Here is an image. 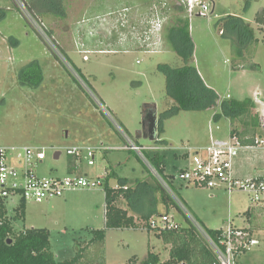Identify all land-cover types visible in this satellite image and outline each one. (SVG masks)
<instances>
[{
	"label": "rangeland",
	"instance_id": "374dc122",
	"mask_svg": "<svg viewBox=\"0 0 264 264\" xmlns=\"http://www.w3.org/2000/svg\"><path fill=\"white\" fill-rule=\"evenodd\" d=\"M54 1L59 8L50 0H0V145L14 147L16 155H21L26 145L45 147L47 158L35 165L43 176H52V167H67V146H95L101 141L115 148L130 141L154 144L136 135L143 125L146 104L156 105L161 113L173 103L158 65L176 67L183 63L172 49L164 48L161 32L160 44L150 47L153 50L137 40L157 16L165 14L167 21L171 13L165 7L171 0ZM207 1L212 2L210 12L189 14L195 43L193 63L222 98L253 96L256 86H264V26L255 21L264 9V0L249 4L246 0ZM229 14L242 16L255 28L256 41L246 51L244 63H257L260 70L233 68L232 41L221 34L219 26ZM34 62L40 63L46 77L36 88L20 82L21 72ZM214 112L181 111L164 121L160 138L169 142L167 173L177 174L185 166L183 159L174 156L187 154L186 147L206 145L214 137L229 138V122H214ZM258 149L262 152L264 148ZM56 151L62 152L60 159H55ZM80 161V168L90 171L93 180L105 172L98 174V167L112 166L119 176L127 177L131 190L139 180L157 177L149 162L129 149L98 151L94 166L84 154ZM261 164L263 172L264 159ZM59 175L65 177L63 172ZM164 187L176 203L168 214L182 227L189 224L188 218L197 228L225 229L230 223L243 228L248 226L243 212L259 205L244 190L229 193L224 187H187L179 180ZM18 201L9 199L10 215ZM120 202L125 206V199ZM159 216H155L158 221ZM262 221L264 224V218ZM33 227L50 231L58 261L73 257L77 242H91L94 229L106 230L103 264H130L134 258L141 261L150 250L159 253L162 260L169 258L167 246L153 230L106 228L103 185L68 191L63 197L42 202L27 200L25 216L16 220L14 228ZM97 245L91 244L90 256L100 255L95 253ZM252 249L240 257L242 262L247 258V264H264V240L262 249ZM235 260L238 264V257Z\"/></svg>",
	"mask_w": 264,
	"mask_h": 264
},
{
	"label": "trees",
	"instance_id": "16d2710c",
	"mask_svg": "<svg viewBox=\"0 0 264 264\" xmlns=\"http://www.w3.org/2000/svg\"><path fill=\"white\" fill-rule=\"evenodd\" d=\"M171 1L166 2L165 9H169L168 13H171L166 22H164L165 14H163L164 17L162 16L164 25L161 36L164 48L172 49L182 59L183 63L176 67L167 63L158 65L159 71L164 73L166 77L167 96L173 103L159 114L157 133L153 142L161 144V146L167 145V141L160 138L164 130V121L178 115L181 111L212 110L215 111L213 114L214 122L218 123L222 119L229 122L231 137H237L244 146H254L256 139L262 136L261 111L251 97L241 100L233 97L222 98L214 88L206 83L193 63L195 43L191 36L190 15L181 0ZM251 1L253 0H246V3L249 4ZM49 3L53 7H60L59 3L54 0H50ZM176 11L179 12L176 13ZM255 21L264 26V9L257 13ZM219 26L221 34L232 41L233 68L238 69L241 66L247 70H260L261 66L257 63H244L246 51L256 41L255 28L242 16L233 14L224 16L219 21ZM45 30H47L46 27ZM47 33L50 35L48 31ZM76 71L78 70L76 69ZM42 81L43 72L37 62L28 65V68H25L20 74V82L29 84L33 88L40 86ZM144 107L147 108L148 104ZM135 143L138 144V141ZM166 151V149L144 151V155L159 175L170 184L176 179L175 174L166 173L168 162ZM187 155L184 154V156ZM152 176V182L140 184V186H144L140 193L143 195L146 192H156L155 202L157 204V202L162 201L164 211L161 212L155 208L141 222H137L126 209L117 205L120 198H131L132 190L127 187L126 182L120 181L117 187H111L108 182L104 185L107 229L141 228L147 229L149 232L153 230L163 243L169 245V258L167 260H162L159 253L150 250L143 260L134 258L130 264H219L218 257L209 242L188 218L189 224L183 227L152 229L149 226V220L156 216L154 214L168 215L170 205H176L160 180L155 175ZM107 177L109 178V175ZM137 191L135 190L134 194ZM26 202L27 200L20 198L14 208V214L10 215L9 200L0 198V264H103L104 251L102 247L106 238L105 229L92 230L94 234L92 241L89 243L77 242L75 255L62 261H58L52 251L48 229L33 227L16 231L14 223L25 216ZM252 210L253 208L248 210L251 215H253ZM204 229L211 239L220 243L223 230ZM9 239H12L11 243H9ZM97 242L98 249L95 250V253L99 252L100 255L90 256L91 244Z\"/></svg>",
	"mask_w": 264,
	"mask_h": 264
},
{
	"label": "built area",
	"instance_id": "2783aa9c",
	"mask_svg": "<svg viewBox=\"0 0 264 264\" xmlns=\"http://www.w3.org/2000/svg\"><path fill=\"white\" fill-rule=\"evenodd\" d=\"M211 2V1H210ZM207 0H181L189 14L210 12L211 3ZM163 18L157 16L150 22L145 35L137 38L139 43L148 50H153L160 43V32ZM87 59V56H84ZM261 131L264 133V110L261 112ZM245 147L264 148V134L256 139L254 146H244L237 137L228 139L213 138L210 143L201 146H188L189 164L175 174V179L192 186L219 188L224 187L229 193L244 190L252 194V201L264 205V180L257 178L240 179L235 174V161ZM14 148V147H13ZM12 147L0 145V198H24L42 202L55 197H61L66 192L103 185L108 172H103L96 180L86 176L46 177L36 170V163L47 158L44 147L23 146V153L16 155ZM98 147L67 146L68 155L85 154L90 165L95 164V152ZM138 153L148 161L144 151H159L168 147L160 144L140 145L130 141L122 147ZM82 151V152H81ZM145 151V152H146ZM58 151L55 152V155ZM81 152V153H80ZM61 153V151H60ZM150 168L153 166L149 163ZM154 169V168H153ZM160 182L168 187V182L154 169ZM160 221L153 217L149 220L152 229L178 228L171 216H159ZM199 231L215 251L219 264H236V256L247 252L258 244L250 232L229 225L222 234L220 243H216L205 229L198 226Z\"/></svg>",
	"mask_w": 264,
	"mask_h": 264
},
{
	"label": "crops",
	"instance_id": "0c3cea01",
	"mask_svg": "<svg viewBox=\"0 0 264 264\" xmlns=\"http://www.w3.org/2000/svg\"><path fill=\"white\" fill-rule=\"evenodd\" d=\"M159 44L157 46H159ZM37 63L40 64L39 62H37ZM242 71H245V70H242ZM51 79L53 80L52 76H51ZM45 80H46V77H45V74H43V81H45ZM250 97L255 101V103H256L258 108L263 109V107H264V86L263 85L256 86L254 88V90H253V96H250ZM152 107H156V105L148 104L147 109L152 108ZM156 110H157V107H156ZM157 114L158 115L160 114V113H158V110H157ZM217 128H219V127H217ZM142 138L145 139L144 137H140L138 139H142ZM216 138H219V137H216ZM161 139H164V138H161ZM30 146H32V145H30ZM168 146H169V142L167 141V145L165 147H168ZM93 147H98L96 152H98V151L106 152L107 150L110 151V150H115V149H123V148H117V147L115 148L114 146H105L104 141H101L98 145H95ZM255 149H257V151H255ZM261 150H262V152L259 151V149L257 147H252V148L245 147L244 149L241 150L240 155L238 156V158L235 161V167H234L235 174H236V176L238 178H240V179L260 178V179L264 180V170L262 172V168H261L262 167L261 163H262V160L264 159V149H261ZM96 152H95V160H96ZM104 154H106V153H104ZM61 155H62V152L60 153V156L58 158H55V159H60ZM67 156H69V158H70L67 167H65L64 170H61L58 166L52 167L51 168L52 172L50 173L52 176H47L46 175V177H61L59 175L60 172H63V174H65V176H67V175H79V176H86V177H90L91 176L90 171L82 170V168H80V164L79 163H81V161L78 162V159H79V157L82 156V154H80L79 156H75V155H67ZM85 158H87V157L85 156ZM174 158L175 159H183L184 162H185V166L184 167H186L189 164V162H190V159H189L188 155L187 156H184V154L183 155H175ZM81 160L83 161V159H81ZM44 161L40 162L39 164L44 163ZM109 162H110V160H109ZM95 164H96V162H95ZM167 164H168V162H167ZM94 165H91V166H94ZM111 167L112 166H110V165H109V167L104 165V166H101L100 168L99 167L97 168V169H100V170H98V174L102 173L103 171L108 172L109 178L107 177L108 180L106 178L104 185L106 184V182H108L111 187H117L120 184V181H125L127 187H129L128 186L127 177L119 176L118 172H116L115 170H112ZM36 170H37V168H36ZM166 171H167V169H166ZM37 172H38V170H37ZM98 174L96 173L95 176H97ZM168 174H174V173H168ZM41 176H43V175H41ZM176 181L177 180H175L174 182H176ZM142 182L149 183V182H152V180H150V179L149 180H143V181L139 180L136 183L138 186L133 187L130 199H126V198L122 197V198H120L117 201V205L119 207L123 208V209H126L128 211V213H129V215L133 216L137 222H141L145 218V216H147L155 208H157L159 211H162V210L164 211V203L162 201H159L156 204V202H155L154 196H157L156 192L155 193L146 192V194H143V195L140 193V191H142L140 188H144V186H142V185L140 187V184ZM179 182H180V184L182 186H184V185H186L187 187H191L192 186V185H189L187 183H183L181 181H179ZM135 190H138L136 194H134ZM63 196H61V197H63ZM133 198L135 199L134 200L135 202H133ZM121 199H125L126 200L125 206L121 205V202H120ZM126 203H127V205H126ZM170 207H171V205H170ZM170 207H169V211H170ZM250 208L251 209L253 208V210H252L253 211V215L248 213V210ZM105 215H106V199H105ZM154 215H156V214H154ZM243 217H245V219L247 220L248 226H245V227L240 228V229H243V230H246L248 232H251L252 234L254 233L256 236H254L253 238L258 240V244H256L253 247L257 246V249L258 248L262 249V240H264V239H262V232L264 231V224H263V221H262V218H264V205L259 204V205H255V206L249 207L245 212H243ZM105 222H106V216H105ZM229 225H232V224L230 223ZM132 229H134V228H132ZM225 229L224 228H220V230H223V231ZM216 230H219V229H216ZM165 245L167 246V249L169 251V245H167V244H165ZM252 250L253 249H251V250H249L247 252H244L242 254H239V256H238V264H247V258H246L245 262H242L240 257L242 258L247 253L252 252ZM254 250H256V249H254ZM259 251L260 250H257L256 253L259 252Z\"/></svg>",
	"mask_w": 264,
	"mask_h": 264
},
{
	"label": "water",
	"instance_id": "95a60500",
	"mask_svg": "<svg viewBox=\"0 0 264 264\" xmlns=\"http://www.w3.org/2000/svg\"><path fill=\"white\" fill-rule=\"evenodd\" d=\"M158 114L156 107H152L149 109H145L143 112V125L142 128L137 132V138L144 137L145 139H149L154 141L156 133H157V125H158ZM141 134V135H140ZM60 156V151H58L55 155V158ZM12 242V239H9V243Z\"/></svg>",
	"mask_w": 264,
	"mask_h": 264
}]
</instances>
